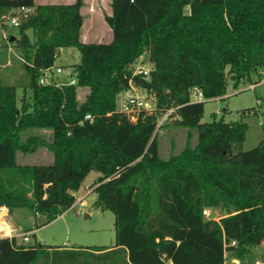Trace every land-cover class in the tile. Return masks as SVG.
<instances>
[{"label":"trees","instance_id":"1","mask_svg":"<svg viewBox=\"0 0 264 264\" xmlns=\"http://www.w3.org/2000/svg\"><path fill=\"white\" fill-rule=\"evenodd\" d=\"M83 6L0 0V17L33 9L15 38L30 102L23 97L19 107L17 88L0 84V206L28 209L39 229L74 206L95 171V206L114 213L115 244L63 248L0 237V264H264V254L250 253L264 243V140L244 150L246 122L203 123L206 102L191 101L195 88L218 99L229 81L236 89L264 80V0H111L109 43L82 41ZM63 48L80 52L76 84L41 85ZM145 53L149 76L134 75ZM131 85L153 95L158 112L175 109L174 125L187 131L179 151L172 143L161 156L157 114L133 122L118 112ZM79 89L87 90L81 101ZM39 145L51 164L18 162ZM206 208L226 214L208 218Z\"/></svg>","mask_w":264,"mask_h":264},{"label":"rangeland","instance_id":"2","mask_svg":"<svg viewBox=\"0 0 264 264\" xmlns=\"http://www.w3.org/2000/svg\"><path fill=\"white\" fill-rule=\"evenodd\" d=\"M82 14L84 25L82 38L86 42L109 43L112 32L105 20L110 15L111 0H83ZM36 3L51 4V0H36ZM11 37H18V29L9 27L6 30L0 28V84L10 85L17 88V103L22 104V98L27 102L31 100V91L28 89L30 77L23 65L22 51L16 40L10 41ZM80 52L77 48L61 49L54 69L61 68L62 74L57 81L65 84L73 79V66L80 63ZM136 66L152 68L149 56L145 53L136 62ZM138 92L146 95V91L137 88ZM87 90L79 89V101L83 99ZM205 114L203 123L223 119L225 122L243 120L248 125L244 150L256 147L264 140V80L257 85L249 82L241 83L234 88L229 81L227 94L223 98L205 100ZM256 109L257 113H250ZM161 129H157L160 154L168 157L171 152L172 143L179 151L186 141V130L174 125L170 119L166 121ZM34 135H45L50 138L48 130H35ZM30 134V132H29ZM195 134L194 140L196 141ZM54 161L53 154L47 146L39 145L35 152L18 154V162L22 165L51 164ZM99 177V173L91 172L83 182L80 190L74 195L76 202L74 206L59 216L50 224L35 229V219L28 209H17L12 214L6 206H0V237H15L19 243L42 244L59 246L63 248L72 247H110L115 244V215L111 210L102 211L95 206L97 195L93 192V184ZM3 209V211H1ZM226 211L218 208L211 209V218L219 220ZM32 230V231H30ZM35 230V231H34ZM30 231L29 241L25 242L23 236ZM253 255L264 254V243L251 248ZM258 263H261L260 258ZM226 264H240L237 259L228 258Z\"/></svg>","mask_w":264,"mask_h":264},{"label":"built area","instance_id":"3","mask_svg":"<svg viewBox=\"0 0 264 264\" xmlns=\"http://www.w3.org/2000/svg\"><path fill=\"white\" fill-rule=\"evenodd\" d=\"M33 12L32 8L21 7L17 10L11 11L10 13L4 14L0 17V28L7 29L9 27H19L22 21L26 20ZM134 63L131 66L134 75H144L145 77L149 76L151 68L148 69L143 66H136ZM61 68H52L45 70L42 77L39 80L41 85L56 84L57 86H62L63 83L57 81V77L62 74ZM71 85L76 84V78L70 81ZM138 87L131 85L128 90L119 94L118 96V112L126 115L131 121L136 122L138 115L141 112L148 114H157V128L159 129L162 125L168 120H172L171 115L175 112V109H170L167 111H159L157 107V100L153 95H149L147 92L146 95H143L138 92ZM205 96L200 88H195L191 91V101L192 102H203L205 101ZM86 120H93V117L89 114L85 117ZM262 125V123H261ZM3 211V209L1 210ZM205 217L210 218L211 209L206 208L203 211ZM29 233H25L23 240L25 242L29 241ZM235 242L232 243L234 245Z\"/></svg>","mask_w":264,"mask_h":264},{"label":"crops","instance_id":"4","mask_svg":"<svg viewBox=\"0 0 264 264\" xmlns=\"http://www.w3.org/2000/svg\"><path fill=\"white\" fill-rule=\"evenodd\" d=\"M51 1H52L51 4H73L76 0H51ZM35 2H36V0H35ZM36 4H47V3H36ZM110 40H112V36H111V39ZM82 41L83 42H86V41L83 40V38H82ZM86 43H89V42H86ZM27 233L30 234V232H27Z\"/></svg>","mask_w":264,"mask_h":264},{"label":"water","instance_id":"5","mask_svg":"<svg viewBox=\"0 0 264 264\" xmlns=\"http://www.w3.org/2000/svg\"><path fill=\"white\" fill-rule=\"evenodd\" d=\"M15 39V37H11L10 41H13Z\"/></svg>","mask_w":264,"mask_h":264}]
</instances>
